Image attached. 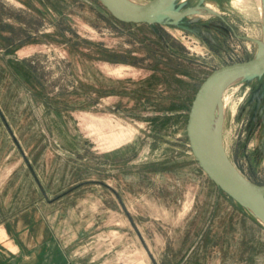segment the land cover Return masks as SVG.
<instances>
[{"label": "rangeland", "instance_id": "rangeland-1", "mask_svg": "<svg viewBox=\"0 0 264 264\" xmlns=\"http://www.w3.org/2000/svg\"><path fill=\"white\" fill-rule=\"evenodd\" d=\"M207 4L222 19L124 24L98 0H0V222L41 207L74 264H264V225L185 132L202 81L254 57L264 20L256 0L173 7ZM226 89L213 136L264 185V72Z\"/></svg>", "mask_w": 264, "mask_h": 264}, {"label": "water", "instance_id": "water-1", "mask_svg": "<svg viewBox=\"0 0 264 264\" xmlns=\"http://www.w3.org/2000/svg\"><path fill=\"white\" fill-rule=\"evenodd\" d=\"M174 1L149 0L137 5L122 0H98L115 20L124 24H149L171 16L172 12L183 13L173 7ZM211 14L221 18L216 11ZM182 16L176 19H181ZM256 42L258 44V41ZM263 72L264 48L247 61L225 65L209 73L192 101L185 132L188 147L198 167L220 190L245 207L264 225V185L250 181L235 168L223 152L218 137L214 140L208 120L213 92H216V95L212 105L219 101L224 89L233 80L250 79Z\"/></svg>", "mask_w": 264, "mask_h": 264}, {"label": "crops", "instance_id": "crops-1", "mask_svg": "<svg viewBox=\"0 0 264 264\" xmlns=\"http://www.w3.org/2000/svg\"><path fill=\"white\" fill-rule=\"evenodd\" d=\"M0 264H74L42 208L30 205L0 222Z\"/></svg>", "mask_w": 264, "mask_h": 264}, {"label": "bare ground", "instance_id": "bare-ground-1", "mask_svg": "<svg viewBox=\"0 0 264 264\" xmlns=\"http://www.w3.org/2000/svg\"><path fill=\"white\" fill-rule=\"evenodd\" d=\"M122 1H126V0H122ZM256 1H257L259 10H260V14L262 15L263 20H264V0H256ZM205 7L206 8H193V9H189V10L183 12V13L172 12L170 15L173 16L174 18H178V17L182 16L184 13H192L195 17H202V16H208V15L211 14L212 11H215V9L210 4H207ZM258 47H259L258 51L259 50H262L264 48V30H263L262 38L258 40ZM238 80H233L231 83L236 82ZM226 90L227 89L225 88L224 91H223L224 98L222 99V101H223L222 102V105H221V103L219 101L216 102L214 105H212V101L215 98L216 92H213V94H212V99H211L210 109H209V116H208L209 129L211 131L212 136H213V133H215V126H213V124H212L213 123V119H212V116H211V112L217 111L219 109L220 114H221V118H222V116H223V109L225 108V106H226V104L228 102L227 100H229V97H230V96H228V97L225 98ZM212 131H213V133H212ZM213 138H214V136H213ZM214 140H215V138H214Z\"/></svg>", "mask_w": 264, "mask_h": 264}, {"label": "trees", "instance_id": "trees-1", "mask_svg": "<svg viewBox=\"0 0 264 264\" xmlns=\"http://www.w3.org/2000/svg\"><path fill=\"white\" fill-rule=\"evenodd\" d=\"M200 170V169H199Z\"/></svg>", "mask_w": 264, "mask_h": 264}]
</instances>
